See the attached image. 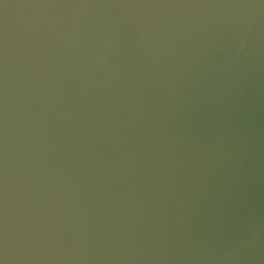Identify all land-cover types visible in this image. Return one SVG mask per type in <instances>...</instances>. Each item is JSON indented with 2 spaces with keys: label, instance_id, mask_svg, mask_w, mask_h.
<instances>
[{
  "label": "water",
  "instance_id": "95a60500",
  "mask_svg": "<svg viewBox=\"0 0 264 264\" xmlns=\"http://www.w3.org/2000/svg\"><path fill=\"white\" fill-rule=\"evenodd\" d=\"M3 264H264V0H0Z\"/></svg>",
  "mask_w": 264,
  "mask_h": 264
},
{
  "label": "snow or ice",
  "instance_id": "6c2138e0",
  "mask_svg": "<svg viewBox=\"0 0 264 264\" xmlns=\"http://www.w3.org/2000/svg\"><path fill=\"white\" fill-rule=\"evenodd\" d=\"M0 264H3V261H0Z\"/></svg>",
  "mask_w": 264,
  "mask_h": 264
}]
</instances>
